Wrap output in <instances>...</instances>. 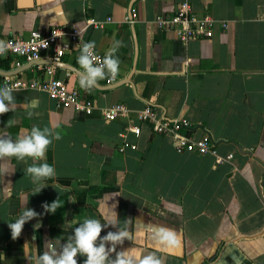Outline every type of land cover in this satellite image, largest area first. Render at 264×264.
<instances>
[{
	"label": "crops",
	"instance_id": "1",
	"mask_svg": "<svg viewBox=\"0 0 264 264\" xmlns=\"http://www.w3.org/2000/svg\"><path fill=\"white\" fill-rule=\"evenodd\" d=\"M179 1L0 0V36L60 26L78 29L101 51L120 42V78L133 67L137 45L128 80L89 92L95 102L90 114L57 105L41 88H14L17 109L0 115V134L15 138L55 121L62 139L47 153L55 181L39 193L24 173L31 160L0 162L7 169L0 175V264H29L46 241L66 242L79 222L110 215L113 205L135 241L125 240L117 251H156L143 235L155 224L175 230L181 240L174 252L156 253L163 264H206L220 243L207 264H264V0H188L197 14L208 11L216 21L211 37L187 40L154 22ZM89 17L99 23H88ZM78 55L77 47L65 52L60 61L73 68L57 65V74L80 87ZM12 66V59H0L1 69ZM14 74L42 77L34 64ZM115 102L127 105V116L103 114ZM145 103L164 116L187 117L193 135L207 131L218 153L232 152V158L218 163L213 155L177 151L171 136L152 132L148 123L137 135L126 131L136 146L119 151V132L136 121ZM11 119L15 124L6 127ZM56 200L62 206L45 212L43 205ZM25 206L39 215L14 240L8 224ZM116 230L105 228L102 236ZM84 259L78 256V264Z\"/></svg>",
	"mask_w": 264,
	"mask_h": 264
},
{
	"label": "clouds",
	"instance_id": "2",
	"mask_svg": "<svg viewBox=\"0 0 264 264\" xmlns=\"http://www.w3.org/2000/svg\"><path fill=\"white\" fill-rule=\"evenodd\" d=\"M76 46L79 52L77 64L81 71L79 84L86 92H90L99 86V82L108 78L115 79L120 71V61L116 56L120 42L115 43L105 54L103 63L97 64L98 57L95 54V42L83 41ZM11 42L0 39V56L11 50ZM15 89L5 82L0 86V115L17 109V101L13 95ZM15 124L9 120L6 127ZM59 125L53 121L43 128L32 126L28 131H21L15 138L7 134H0V162L6 159L16 158L17 161L28 164L24 169L36 186L35 193L44 189L46 182L55 181L56 170L47 163V153L53 141L62 139ZM4 163H0V175L6 172ZM60 200L51 204L45 203V212L55 213L61 207ZM39 213L27 206L23 207L15 222L9 223L12 239L20 237L27 222L35 219ZM103 221V222H102ZM112 227L116 231H108L102 236L105 228ZM151 242L156 251L145 254L140 247L134 246L117 251L125 240H131L135 244L133 232L127 221H121L112 206L111 214H103L101 219L85 218L73 228V234L67 237L66 242L61 238L48 240L44 244L42 253L33 254L29 264H78L77 257H85L83 264H163L157 252L172 253L181 245L180 237L175 230L161 225H150L143 234Z\"/></svg>",
	"mask_w": 264,
	"mask_h": 264
},
{
	"label": "built area",
	"instance_id": "3",
	"mask_svg": "<svg viewBox=\"0 0 264 264\" xmlns=\"http://www.w3.org/2000/svg\"><path fill=\"white\" fill-rule=\"evenodd\" d=\"M110 19V16H107ZM131 21V18H127ZM88 23H99L95 18L89 17ZM214 16L205 11L197 14L193 11L190 1L181 0L174 10L165 13H158L154 22L166 30H174L183 40L190 38H209L213 34L215 23ZM223 27H227L226 21H221ZM0 39L11 42L12 48L4 55L12 59L15 68L30 60H41L47 58L49 62L32 63L42 72V77L26 80L21 75L6 74L3 77L2 85L7 82L10 86L38 87L50 93L57 105L61 107H71L76 112L90 114L95 108L92 98L83 95V91L77 86H70L64 78L57 74V64L55 61L61 60L65 52L72 50L80 42L79 30L76 28L65 31L60 26L49 28H33L27 36L7 35L0 36ZM83 41H86L82 38ZM107 51H101L95 47V54L98 57L96 63H103V58ZM3 56H0V59ZM118 74L115 79H105L100 81L103 84H111L120 79ZM127 105L123 102H115L102 110L108 119L127 116ZM133 120L123 130L119 132L122 139L116 144V148L122 151L125 147H135L136 144L125 138L126 131H131L135 135L140 132L141 125L148 123L151 131L158 134L171 136L173 146L177 151L194 152L200 155H213L215 162L221 163L229 161L233 153L220 154L216 144L207 131H202L195 136L190 131L192 122L185 116H164L158 112L156 107L150 103H145L138 110Z\"/></svg>",
	"mask_w": 264,
	"mask_h": 264
},
{
	"label": "water",
	"instance_id": "4",
	"mask_svg": "<svg viewBox=\"0 0 264 264\" xmlns=\"http://www.w3.org/2000/svg\"><path fill=\"white\" fill-rule=\"evenodd\" d=\"M132 1V0H131ZM133 35H134V32H133ZM136 52H137V45H136V42H135V52H134V61H133V67L131 68V70H130V72H129V74L127 75V76H125V77H123V78H120L119 80H117V81H115V82H113V83H111V84H106V85H99L98 87H102V88H105V87H110V86H114V85H116V84H119V83H121V82H124V81H126V80H128L129 78H130V76H131V74H132V71H133V69H134V64H135V57H136ZM39 63V62H49V60L48 59H41V60H30V61H28V62H26L25 64H22V65H20V66H18V67H16V68H13V69H9V70H4V69H1L0 68V73H2V74H13V73H17V72H19V71H22L23 69H25V68H27L30 64H32V63ZM55 64H57V65H62V66H66V67H69V68H73V66H67L68 64H66V63H64V62H62V61H55L54 62ZM78 71V73L81 71V70H77Z\"/></svg>",
	"mask_w": 264,
	"mask_h": 264
},
{
	"label": "trees",
	"instance_id": "5",
	"mask_svg": "<svg viewBox=\"0 0 264 264\" xmlns=\"http://www.w3.org/2000/svg\"><path fill=\"white\" fill-rule=\"evenodd\" d=\"M82 91H83V95L84 96H86V97H89V98H92L91 97V95H90V93L89 92H86L84 89H82L81 87H79ZM93 99V98H92ZM222 244H223V242H222ZM221 247H222V245H221V243H220V246L218 247V250L209 258V260H214L215 259V257L220 253V251H221ZM208 260V261H209ZM207 261V262H208ZM207 262H206V264H207Z\"/></svg>",
	"mask_w": 264,
	"mask_h": 264
}]
</instances>
